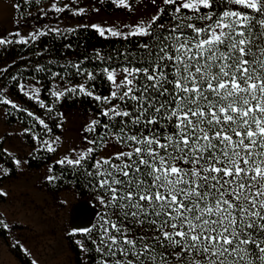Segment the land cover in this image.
I'll list each match as a JSON object with an SVG mask.
<instances>
[{"label":"snow or ice","instance_id":"obj_1","mask_svg":"<svg viewBox=\"0 0 264 264\" xmlns=\"http://www.w3.org/2000/svg\"><path fill=\"white\" fill-rule=\"evenodd\" d=\"M113 2L132 7L129 0ZM150 2L157 11L124 25L127 31L90 25L100 36L137 38L141 53L120 54L123 66L102 69L112 86L108 96L87 87L96 76L80 64L76 72L87 76L85 83L50 90L54 102L67 93L92 97L106 118L85 126L96 134L84 138L90 147L55 161L82 170L98 193L103 211L85 230L96 231L91 242L98 264H264V0ZM84 13L79 8L75 14ZM10 35L20 38H0V45L29 43L20 33ZM42 35L29 34L32 40ZM96 57L105 59L99 52ZM20 91L53 111L40 101L39 89L21 85ZM0 103L18 109L2 91ZM21 111L51 133L44 119ZM59 141H43L40 148L53 153ZM113 141L120 150L92 163L98 147Z\"/></svg>","mask_w":264,"mask_h":264},{"label":"rangeland","instance_id":"obj_2","mask_svg":"<svg viewBox=\"0 0 264 264\" xmlns=\"http://www.w3.org/2000/svg\"><path fill=\"white\" fill-rule=\"evenodd\" d=\"M129 3L131 9L117 7L113 0H46L35 9L18 14L14 0H0V38L18 40L20 37L10 34L20 33L30 39L29 34L36 31L50 28L69 30L92 24L102 27L115 25L127 31L124 25L148 19L157 11L150 0H129ZM157 3H161V0H157ZM53 5L64 11H55ZM79 8H84L85 13L75 14ZM22 85L39 89L31 82ZM57 86L64 89L62 84L55 83L51 90ZM2 90L4 98L20 106L7 88ZM60 113H63L60 132L39 136L34 131L24 132L27 127L20 122L6 123V109L0 108V141L2 148L13 155L17 170L15 176H6L8 168L0 162V189L7 193L0 197V221L7 227L0 228L5 230L9 243H17L37 264H89L87 251L81 250V259L77 261L69 240L83 243L80 232L99 222L96 215L102 206L97 195L91 199L80 198L73 187L50 192L42 183L51 174L48 169L53 162L69 154L73 148L81 151L91 146L84 138H92L84 129L96 116L91 110L82 108L62 109ZM33 136H39V140H34ZM57 136L60 141L54 145L56 151L51 159L38 168L27 167L26 157L35 149H43L40 148L43 141L53 140ZM118 150L120 146L113 141L107 148H101L95 159L110 156ZM16 160L22 163L17 164ZM94 233L96 239V231ZM0 264H21L1 236Z\"/></svg>","mask_w":264,"mask_h":264},{"label":"trees","instance_id":"obj_3","mask_svg":"<svg viewBox=\"0 0 264 264\" xmlns=\"http://www.w3.org/2000/svg\"><path fill=\"white\" fill-rule=\"evenodd\" d=\"M18 14L26 13L29 10L39 7L46 0H14ZM170 11L169 6H165ZM222 7V5H221ZM168 19L165 15V20ZM163 22V21H162ZM85 26V25H83ZM47 35L39 36L37 39H29L28 44L11 43L0 45V91L7 88L11 97L16 99L20 106L18 109L12 108L11 105L0 103V108L6 109V123L12 124L20 122L32 131L37 132L39 136L56 134L60 132L61 120L59 114L62 109L82 108L91 110L96 118L101 122H106V118L99 117L101 111L100 102L92 97L67 93L58 102H54L55 98L51 95L50 90L55 83L62 84L63 88L71 87L85 83L86 75H78L75 65L80 64L86 72H93L96 76L94 81H89L87 87L94 91L95 95L108 96L111 92V84L102 74L105 67L120 68L123 66L124 53H128L135 58H139L141 53L138 51L137 38H130L128 41L119 37L100 36L99 33L89 27L77 26L69 30H61L60 34L44 31ZM15 41L14 39H12ZM141 42H145L141 38ZM99 52L105 59L103 61L97 59L96 53ZM111 57L109 61L107 58ZM39 69V70H38ZM53 73H59V76L53 77ZM26 82H31L38 86L40 101L53 108L52 112H47L40 107L39 102L30 99L20 91V86ZM119 103L118 101H116ZM27 109L35 113L36 116L44 119L51 133H48L43 126L36 123L34 118L27 116L26 112L21 111ZM35 127L33 128V125ZM98 132L102 129L97 130ZM96 134H90V137ZM93 156L92 163L98 152ZM53 153H49L46 149L33 151L26 157V165L29 168H38L47 163ZM0 162L8 168L6 176L16 175V166L13 155L9 154L2 148L0 141ZM53 172L58 179L54 182L44 180L42 185L50 192H57L68 187H73L80 198L91 199L98 195L95 189L89 184L88 178L82 170L72 169L61 166L53 162L51 164ZM91 170V164L88 165ZM2 197V196H0ZM103 211L101 208L96 216L99 217ZM97 217V218H98ZM97 220V219H96ZM96 221L88 229H93L97 225ZM86 229V230H88ZM95 230L91 233L86 231L80 232L87 252V261L89 264H98V254L92 240L95 236ZM0 236L4 239L12 254L20 261L21 264H32L31 259L22 251L21 247L13 242L9 243L7 234L4 229L0 228ZM70 247L74 252L77 261H80L82 251L77 242L73 239L69 240Z\"/></svg>","mask_w":264,"mask_h":264}]
</instances>
